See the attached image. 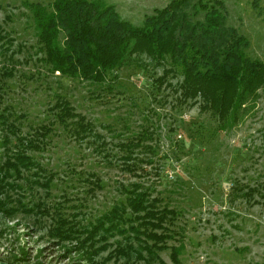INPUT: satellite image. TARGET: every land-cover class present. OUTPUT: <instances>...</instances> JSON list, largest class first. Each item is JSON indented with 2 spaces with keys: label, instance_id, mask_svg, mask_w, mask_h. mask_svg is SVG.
Listing matches in <instances>:
<instances>
[{
  "label": "rangeland",
  "instance_id": "rangeland-1",
  "mask_svg": "<svg viewBox=\"0 0 264 264\" xmlns=\"http://www.w3.org/2000/svg\"><path fill=\"white\" fill-rule=\"evenodd\" d=\"M52 1L0 0V114L19 129L21 139L34 138L41 126L52 128L41 150L24 152L44 172L22 169L17 177L4 164L23 147L0 124V143L4 135L11 141L0 146V167L9 173L0 181V263L86 264L75 249L65 252L74 242H64L63 249L51 236L57 217L78 230L88 229L124 199L123 186L139 184L159 200L161 209L177 214L168 225L173 239L159 252L164 264H172L170 249L180 244L179 264H264V89L259 88L257 100L236 127L219 132L199 104L179 103L175 90L181 75L164 76L167 66H156L145 56L133 57L103 84L53 74L43 62L25 6L34 2L49 8ZM104 1L135 26L169 2ZM222 1L227 25L250 42L247 55L264 62V0ZM57 96L92 123L101 139L75 140L51 110ZM138 138L141 146L130 154L127 168L120 145ZM142 146H151L153 152ZM48 177L52 183L46 190ZM96 178L100 187L94 184ZM247 188L257 191L244 197ZM18 200L32 211L5 215L2 209L16 208ZM124 242L118 236L99 241L96 246L107 250L96 260L111 256L107 264H144L116 253Z\"/></svg>",
  "mask_w": 264,
  "mask_h": 264
},
{
  "label": "trees",
  "instance_id": "trees-1",
  "mask_svg": "<svg viewBox=\"0 0 264 264\" xmlns=\"http://www.w3.org/2000/svg\"><path fill=\"white\" fill-rule=\"evenodd\" d=\"M25 6L32 16L43 62L51 73L103 84L110 73L123 68L133 57L145 56L156 66H167L164 76L181 75L182 81L175 90L180 93L179 103L199 104L200 111L209 113L215 120L219 132L236 127L248 112V106L257 100L259 88L264 89V62L247 55L250 42L237 29L227 25L222 0H169L163 8H155L146 15L140 26L122 20L115 7L104 0H53L49 8L41 3L25 2ZM253 8H256L255 3ZM51 110L55 111L56 121L78 142L101 139L92 123L76 113L62 96H57ZM0 124L20 141L24 150L11 154L4 165L17 177L21 176L22 169L29 172L37 168L43 173L39 163L24 152L41 150L52 128L41 126L34 131L35 137L27 140L18 136L19 129L6 115L0 114ZM1 138L5 145L11 143L8 136ZM140 139L120 145L125 152L122 159L127 168L130 154L141 146ZM142 147L153 152L151 146ZM4 177H9V173L0 167V181ZM32 183L37 185L38 181ZM51 183L52 178L48 177L43 187L49 190ZM94 184L100 187L98 178ZM131 187L123 186L124 199L97 217L88 229L78 230L58 216L56 225L50 230V234L53 231L51 236L62 243L63 249L64 242H74L72 248L65 247V252L75 249L86 264H107L111 256L96 260L107 250L106 246L96 245L116 236L125 241L115 248L116 253L126 260L164 264L159 252L167 249L166 242L173 239L168 225L177 214L166 207L161 209L159 200L152 198L141 185ZM256 191L247 188L242 195L251 197ZM2 211L10 217L18 211L29 213L32 210L18 200L16 208H3ZM182 249V244L171 247L172 264L180 263Z\"/></svg>",
  "mask_w": 264,
  "mask_h": 264
}]
</instances>
